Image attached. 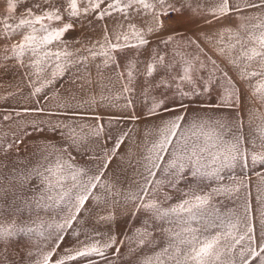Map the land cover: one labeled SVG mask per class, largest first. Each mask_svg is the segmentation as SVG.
Listing matches in <instances>:
<instances>
[{
    "label": "rangeland",
    "instance_id": "1",
    "mask_svg": "<svg viewBox=\"0 0 264 264\" xmlns=\"http://www.w3.org/2000/svg\"><path fill=\"white\" fill-rule=\"evenodd\" d=\"M42 2L0 0V224L15 225L16 228L27 225L36 229L0 237V264H37L56 243L57 224L65 225L59 230L64 239L50 264L65 255V249H71L74 254L83 247L81 242H89V237H95L102 244L111 235L116 237L117 243L104 257L81 258L68 264H140L145 256L152 254V249L139 246L135 239L137 233L145 231L152 233L150 239L156 243L157 251L165 245L166 237L155 230L163 222L150 209L139 206L144 201L129 197L141 194L149 201L156 200L162 207H168L177 203L182 191L188 190L187 179L177 181L162 177L159 171L157 177H149L145 168L146 158L153 155L149 150L158 141L156 128L162 119L160 115L149 116L148 109L162 99L169 107H175L179 100L177 84L181 91L189 94L184 99V103L190 105L189 118L199 114L205 118L227 119L229 112L235 110L215 105L228 79L233 90H239V112L233 131L242 124L241 131L247 142L244 147L249 153L245 161L247 166L238 164L235 168L225 169L219 176L205 180L199 190L211 194V204L222 215L243 216L246 204L250 205L252 223L258 235L264 213V162L258 159L253 163L251 154L264 155V139L259 132L264 130V93L254 95L253 89L264 83V61L241 58L239 68L228 61L236 60L243 48L259 47L258 43H253V38L264 33V27L252 25L264 24V15L258 10H245L233 12L230 24L227 20H214L210 9L221 0H164L163 5L158 0H147L154 5L152 9L144 10L136 5L127 9V18L123 12H113L111 16L97 19L98 13L90 11L71 19L62 9L63 19L53 22L51 27L60 28L67 23L73 27L60 41L47 46V50L71 55H62L59 61L53 58L33 64L29 59L31 54H28L21 63L15 58L12 45L19 42L22 32L5 38L3 24L16 25L20 19L31 18L27 17L28 8H33L39 15L33 6ZM49 2L66 7V0ZM122 2L127 3V0ZM243 2L230 0L233 6ZM9 3L13 5L11 10ZM108 3L111 0H105L99 11ZM169 5L178 11H172ZM79 7L83 9L85 3H79ZM163 11L169 14L161 15ZM237 16L245 19H237ZM161 22L163 27H159ZM239 24H244L245 28L238 29ZM225 25L233 31L223 32V42H220ZM134 32L144 34L149 44L142 48L124 47L126 43H138ZM124 36L128 37L127 41ZM169 37L172 39L167 45L160 42ZM110 43L120 44L121 49L112 51ZM232 44L235 47L229 48ZM220 49H224V56L218 54ZM106 51L111 59L102 54ZM158 55L164 57L167 69L158 62ZM210 60L216 62L219 70ZM149 64L154 67L151 76L147 72ZM185 67L190 68L191 79L181 81L179 77L184 75ZM241 70L260 75L242 79ZM129 72L132 73L131 81ZM223 73H227V77ZM161 78L171 82L172 88L154 87ZM209 79L210 85L206 84ZM125 87L130 91L125 92ZM205 87L209 91L206 92ZM183 113L184 109L177 107L174 112L165 113L163 118ZM213 127L207 125L205 131L211 132ZM121 137L122 142L116 148ZM108 156L111 160L105 169L103 165ZM57 158L68 161L75 168L86 169L87 175L80 178L83 184L89 177H99L92 181L96 186L90 191L73 190L74 194L87 199L70 225L66 221L74 209L70 212L67 207L56 206L51 201H44L40 207L35 203L45 188L38 173L47 176L45 169L55 164ZM68 171L65 169L66 174ZM146 178H162L163 182L147 185L153 191L142 193ZM71 186L69 177L64 187ZM220 187L239 188V191L218 195L213 190ZM46 194L55 197L57 190L52 189ZM167 196L172 199L166 200ZM49 225L53 227L48 228ZM164 227L169 225L164 224ZM240 247L237 245L231 254L224 248L222 261L235 260V264H241Z\"/></svg>",
    "mask_w": 264,
    "mask_h": 264
},
{
    "label": "snow or ice",
    "instance_id": "2",
    "mask_svg": "<svg viewBox=\"0 0 264 264\" xmlns=\"http://www.w3.org/2000/svg\"><path fill=\"white\" fill-rule=\"evenodd\" d=\"M81 2L85 3L83 9L79 7V3ZM158 2L161 5L164 4V0H158ZM104 3L105 0H66V7L64 5L57 7L54 3H50L49 0H43L42 3H37L33 6L39 11V15L33 11V8L26 9L27 17L31 18L20 19L16 25L5 22L2 28L3 35L5 38H11L13 35L22 32L19 42L12 45L14 56L21 63L23 62L22 58L28 54H31L29 59L33 64L43 63L53 58L59 61L62 55L70 56L71 54L67 52L53 53L47 50V46L55 41H60L64 33L73 27L71 23L64 24L60 28L51 27L53 22L63 19V12H66L71 19L78 18L82 14L87 15L90 11L98 13L97 19L111 16L113 12H123L125 18H127V9L133 8L136 5L141 6L144 10H150L154 7L147 0H127V3H123L122 0H111V3H108L105 9L99 11ZM12 7L13 5L9 3V10ZM168 7L172 11H178V9L171 5ZM245 10H258L261 15H264V0H244L242 5L237 4L235 6L230 4V0H221V3L210 9V14L214 20L223 19L227 20L230 24L233 12L240 13ZM168 14V11L161 13L164 16ZM237 19H245V17L237 16ZM37 25L39 27H36ZM130 27L134 26L130 25ZM159 27H163L162 22L159 24ZM252 27L260 28L264 27V24L257 23L252 25ZM244 28V24L238 25V29ZM149 31L154 30L149 29ZM232 31L227 25L223 26L220 42H223V32ZM133 35L138 40V43H126L124 47L142 48L149 44V40L144 37V34L134 32ZM249 36L251 37V33H249ZM105 38L107 39V36ZM124 39L127 41L128 37L124 36ZM171 39L172 37H169L168 40L162 39L160 42L167 45ZM237 43H240V41L237 40ZM253 43H258L259 47L243 48L240 56L236 60H229L228 63L235 68H239L241 58L247 61L260 58L261 61H264V33L253 38ZM228 47L234 48L235 45H228ZM109 48L112 51H117L121 49V45L110 43ZM102 54L107 59H111L109 52L106 51ZM218 54L224 56V49H220ZM32 57H36V59H32ZM157 60L167 69L168 66L164 65L163 56L158 55ZM210 63L214 68L219 70V66L215 61L210 60ZM153 71V65L149 64L147 69L148 75L151 76ZM183 72L184 75H181L179 79L181 81L185 79L190 80V68L185 67ZM223 75L227 77V73H223ZM239 75L242 79H248L256 77L260 73L241 70ZM128 78L131 81V72L128 73ZM211 83V79L206 82L209 85ZM154 87L168 90L172 88V83L161 78L154 84ZM36 91L38 92L40 89ZM124 91L128 92L130 89L125 87ZM205 91H209V88L205 87ZM238 92V89L233 90L232 82L228 79L224 85V91L220 96L219 102L215 105L217 108L235 110L234 112H229L227 119L205 118L199 116V114H193L189 118L188 108L190 105L184 103L185 97L189 96V94L181 91L178 84L176 85V96L179 97V100L175 107H169L166 100L162 99L148 109L147 114L149 116L160 115L162 117L160 124L156 128L158 141L149 150L153 152V155L146 158L145 168L148 176L157 177L159 171L162 177H170L177 181L187 179L189 186L187 191L181 192V198L177 203L168 207H162L156 200L149 201L141 194L129 197V199L144 201L139 206L150 209L163 222L155 230L161 232L166 237L165 245L157 251L156 243L150 239L152 236L151 232L137 233L135 239H137L138 245L147 246L152 249V254L145 256L140 264H235V260L225 262L222 261L221 257L224 255V248L231 254L237 245L241 246L238 253L241 264H264V213L261 214V227L257 235L252 223L253 216L250 205L246 204L243 216L234 214L222 215L211 204V194L199 190L204 181L209 177L219 176L225 169L235 168L238 164L241 167L247 166L245 161L249 153L244 147L247 142L241 131L242 124L233 131V125L237 122L236 113L239 112L240 97ZM258 93H264V83L258 84L253 89L254 95ZM194 94L200 95L199 92H195ZM128 103L130 105L131 101ZM204 106L201 105V107ZM207 106L211 107L212 105ZM177 107L184 109V113L174 117L163 118L165 113L174 112ZM133 118L135 119V117ZM207 125L215 127L212 128L211 132H208L205 131ZM259 132L261 138L264 139V130H259ZM124 135H127V133H124ZM121 142L122 137L118 138L116 148L120 146ZM251 142L254 145V141ZM72 143L75 144L76 141L73 140ZM64 150L66 151L67 149ZM114 152L115 149L113 150ZM251 159L253 163L258 159L264 162V155L251 154ZM110 160L111 156H108L103 165L105 169H107ZM65 169L69 170L67 174L65 173ZM186 169H188V172L185 171ZM45 172L48 174L47 176L38 173V175L42 176L45 188L36 199V206L40 207L44 201H51L56 206L63 205L67 207L70 212L74 209L75 212L66 221V224L70 225L71 221L76 219V214L79 213L84 200L87 199V197L78 193L74 194L73 190L80 188L84 192H88L96 186L92 181L94 179L98 180L99 177H89L87 183L83 184L80 178L87 175L86 169L75 168L73 164L60 158H57L55 164L46 168ZM69 177L72 186L65 188L64 185ZM196 181L199 182L196 183ZM162 182V178L157 180L146 178L145 186L141 187V192L151 193L153 189H150L147 185H156ZM52 189L57 190L55 197L46 194ZM213 191L219 195L230 193L231 191L238 192L239 188L220 187ZM165 199L171 200L172 197L167 196ZM164 224H168L169 227L165 228ZM40 227L42 228L43 226ZM52 227V225L48 226V228ZM64 227L65 225H55V228L58 230L55 237L56 243L51 251L43 254L42 260L38 261L37 264H50L56 249L64 239L63 236L59 235V230H62ZM34 230L36 229L27 225L16 228L15 225L6 226L0 224V237L11 236L15 231L32 232ZM88 240L89 242L87 243L81 242L83 247L75 251L74 254L71 249H65L66 254L53 261L52 264H68V262L92 256L104 257L108 249L113 248L117 243L116 237L111 235L102 244L95 237H89ZM225 241L228 243H225ZM245 241L247 243H244ZM120 243H123V241H120ZM221 245H223V248ZM116 251L119 252V248Z\"/></svg>",
    "mask_w": 264,
    "mask_h": 264
}]
</instances>
